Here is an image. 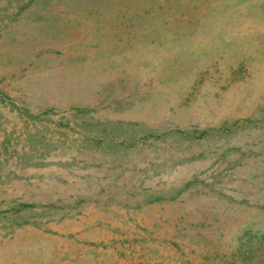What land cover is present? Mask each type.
<instances>
[{
    "label": "rangeland",
    "instance_id": "374dc122",
    "mask_svg": "<svg viewBox=\"0 0 264 264\" xmlns=\"http://www.w3.org/2000/svg\"><path fill=\"white\" fill-rule=\"evenodd\" d=\"M46 162L191 189L198 263L264 264V0H0V187Z\"/></svg>",
    "mask_w": 264,
    "mask_h": 264
},
{
    "label": "crops",
    "instance_id": "0c3cea01",
    "mask_svg": "<svg viewBox=\"0 0 264 264\" xmlns=\"http://www.w3.org/2000/svg\"><path fill=\"white\" fill-rule=\"evenodd\" d=\"M0 187V255L16 264H199L203 195L102 163L15 166ZM0 215H4L3 212ZM1 218V216H0Z\"/></svg>",
    "mask_w": 264,
    "mask_h": 264
}]
</instances>
